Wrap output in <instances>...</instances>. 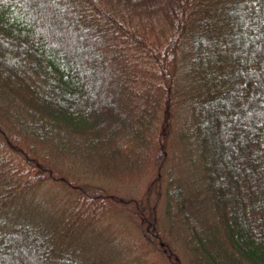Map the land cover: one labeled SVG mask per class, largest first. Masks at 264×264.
<instances>
[{"label":"trees","instance_id":"1","mask_svg":"<svg viewBox=\"0 0 264 264\" xmlns=\"http://www.w3.org/2000/svg\"><path fill=\"white\" fill-rule=\"evenodd\" d=\"M189 1L0 0V87L18 102L23 133H10L0 119V136L10 145L0 147V212L31 185L69 186L65 170L51 167V150L68 149L105 171L128 169L129 181L160 174ZM234 1L190 37L186 63L198 70L205 92L188 108L204 187L197 184L189 202L172 190L190 264H264V0H241L231 12ZM152 22L172 32L165 46L150 43ZM29 136L50 152L38 153ZM11 148L18 157L6 153ZM8 154L15 164L7 168ZM78 200L99 216L127 205L86 186ZM142 210L132 222L144 220L145 239L162 247ZM28 225H0V264H98L83 247L65 248L48 230Z\"/></svg>","mask_w":264,"mask_h":264},{"label":"rangeland","instance_id":"2","mask_svg":"<svg viewBox=\"0 0 264 264\" xmlns=\"http://www.w3.org/2000/svg\"><path fill=\"white\" fill-rule=\"evenodd\" d=\"M229 1H189L192 15L189 16L186 30L178 41V50L173 60L175 101L169 118L171 122L167 123L166 156L164 163L160 165V174L155 176L154 173L158 171L153 170L154 173L150 171L138 182L129 181L126 177L128 169L123 170L120 167L118 173L114 169L105 171L94 160L73 159L68 149L55 153L51 150V167L57 164L65 170L69 186L53 180L29 186L0 212V225L13 228L27 223L30 228L48 230L63 247H83L85 258L95 260L98 264L102 261L100 264H190L189 256L184 251L186 231H182L179 226L182 213L173 200L172 190H179L183 200L189 202L197 196V184L204 187V163L196 147L194 135L191 134V113L188 108L201 99L205 92L203 83L197 77L198 70L186 62L193 44L190 37L194 28L200 32V27H204L200 24L205 19L214 25L218 18L216 10ZM239 3L241 0H235L230 11ZM152 24H147L148 40L153 46H165L172 38V32L169 35L166 26L160 27L154 22ZM17 103L0 87V119L4 121L7 131L22 135ZM28 140L37 146L35 148L38 153H45L46 149L35 137L29 136ZM5 143L9 145V139L0 136V147ZM20 146L24 151H29L23 143ZM46 151L49 153L50 149ZM6 153H12L14 158L18 157L12 148ZM13 157L8 154L5 167L15 164ZM20 166L23 172L24 164L21 162ZM73 181L74 186L70 187ZM85 186L102 188L108 195L122 199L127 204L126 212H122L125 210L119 206L118 210L107 211L100 216L84 211L86 205L78 199ZM137 208L143 209L140 212H146L151 224L160 231L162 247L158 242L154 246L145 239L143 228L146 229L148 224L144 220L141 222L143 228L132 222V215ZM78 241L80 245H77Z\"/></svg>","mask_w":264,"mask_h":264}]
</instances>
